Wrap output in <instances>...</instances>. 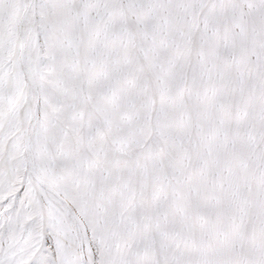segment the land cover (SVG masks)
<instances>
[{
	"label": "snow or ice",
	"instance_id": "obj_1",
	"mask_svg": "<svg viewBox=\"0 0 264 264\" xmlns=\"http://www.w3.org/2000/svg\"><path fill=\"white\" fill-rule=\"evenodd\" d=\"M0 264H264V0H0Z\"/></svg>",
	"mask_w": 264,
	"mask_h": 264
}]
</instances>
